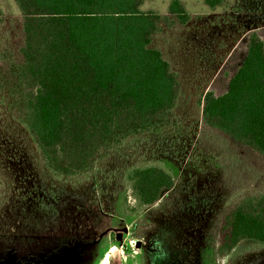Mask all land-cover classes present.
I'll return each mask as SVG.
<instances>
[{"label": "rangeland", "instance_id": "374dc122", "mask_svg": "<svg viewBox=\"0 0 264 264\" xmlns=\"http://www.w3.org/2000/svg\"><path fill=\"white\" fill-rule=\"evenodd\" d=\"M170 1L148 0L141 10L166 15ZM178 1L190 21L162 28L150 45L182 89L171 122L126 140L92 172L45 180L35 147L0 95V264H102L105 257L108 264H264V250L244 244L219 262L212 256V227L238 200L264 192V158L201 123L203 95L227 92L249 34L264 41V0H223L215 8ZM0 11L1 50L14 43L20 13L13 0H0ZM156 163L171 171L173 187L140 215H126V171Z\"/></svg>", "mask_w": 264, "mask_h": 264}, {"label": "trees", "instance_id": "16d2710c", "mask_svg": "<svg viewBox=\"0 0 264 264\" xmlns=\"http://www.w3.org/2000/svg\"><path fill=\"white\" fill-rule=\"evenodd\" d=\"M13 1L19 29L0 50V95L35 147L45 180L88 174L126 140L155 135L171 122L182 89L150 45L162 28L190 21L180 1L171 0L166 15L142 11L148 0ZM204 3L215 8L223 0ZM201 123L264 158V41L255 32L227 92L203 95ZM123 181L129 216L154 206L174 185L161 163L130 168ZM132 235L139 237L138 224ZM211 235L218 262L241 244L264 250V192L238 200Z\"/></svg>", "mask_w": 264, "mask_h": 264}, {"label": "clouds", "instance_id": "9594fccd", "mask_svg": "<svg viewBox=\"0 0 264 264\" xmlns=\"http://www.w3.org/2000/svg\"><path fill=\"white\" fill-rule=\"evenodd\" d=\"M137 240H135V239H132V240H130L129 241V244L133 247V248H135V245L137 244ZM112 251H115V249H112ZM102 264H108V257H105V259L102 261Z\"/></svg>", "mask_w": 264, "mask_h": 264}]
</instances>
